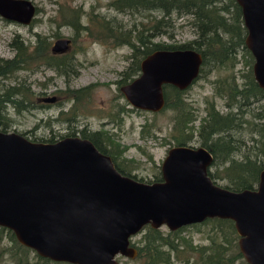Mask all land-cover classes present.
Returning a JSON list of instances; mask_svg holds the SVG:
<instances>
[{"label":"water","instance_id":"95a60500","mask_svg":"<svg viewBox=\"0 0 264 264\" xmlns=\"http://www.w3.org/2000/svg\"><path fill=\"white\" fill-rule=\"evenodd\" d=\"M236 2L253 76L264 90V0ZM36 9L32 0H0V17L22 25ZM68 46V38H59L52 51ZM201 64L192 49L155 50L120 92L131 107L160 112L164 85L187 89ZM212 161L203 146L175 145L160 165L162 180L149 183L121 174L88 139L36 142L0 130V226L51 261L122 264L119 257L136 256L130 240L145 225L174 231L207 218L230 219L241 254L250 264H264V169L255 188L234 191L209 177Z\"/></svg>","mask_w":264,"mask_h":264},{"label":"trees","instance_id":"16d2710c","mask_svg":"<svg viewBox=\"0 0 264 264\" xmlns=\"http://www.w3.org/2000/svg\"><path fill=\"white\" fill-rule=\"evenodd\" d=\"M106 8L122 18H114L91 9L84 14L86 20L83 22L79 8L60 6L58 11L61 13V26L71 28L72 41L85 33L94 41L110 47H129L131 61L120 74L122 79L119 83L124 84L140 73L141 60L155 50L192 49L199 52L202 64L194 81L215 71L217 76L212 81V97L204 98L205 116L196 133L189 131V124L194 121L196 111L184 97L189 87L185 90L170 84L163 87L165 105L160 112L171 111L169 134L174 141L173 146H190L192 142H196L197 146L205 147L213 157L208 175L216 184L223 181L224 187L234 191L255 188L259 174L264 169V90L258 86L253 76L254 59L245 46L247 31L236 0H110ZM182 19H186V22L179 23ZM185 25L192 28L194 37L176 42L177 29ZM17 37L14 36L11 42L14 56L10 59L0 58V79H7L18 71L35 72L41 67L52 68L66 78L67 83L78 76L79 66L74 55L69 52L52 53L51 42L47 37L37 34L32 44ZM163 37L171 42L162 41ZM156 38H160V41H156ZM239 53L248 56L246 72L236 70ZM239 77L242 78L241 82L237 80ZM93 86L65 89L66 98L72 103L68 110L71 116L67 119V126L69 123L77 124L76 105L89 96ZM33 95L30 86L23 82H16L3 89L0 93L1 131H8L4 115L8 105L18 112L41 106L37 104L38 101L33 100ZM216 98L224 100V111L217 108ZM114 106L117 107L116 111L109 115L110 121L117 124L122 120L121 114L129 110L118 103ZM64 113L66 112L61 110L54 121H61ZM19 134L28 138L23 133ZM75 134L74 130L68 135ZM96 136L100 139L99 143L92 136L84 137L99 151L108 155L121 174L137 179L127 165L118 162V156L123 150L114 148L110 135L99 131ZM57 140L59 139L53 136L46 141H31L52 143ZM161 180L159 171L153 180L146 182ZM201 224H210L209 232L206 233L207 244L196 246L190 240L181 238L180 232L185 227H197ZM136 236L130 241L137 254L128 259H140L141 264H173L174 261H183L185 264H235L238 257H241L236 243L237 234L230 219L207 218L201 223L183 226L174 231L168 230L166 233L160 228L145 225ZM5 237L14 244L15 252L9 251L5 244L0 253L12 254V264H47L51 261L37 255L36 262H31L28 258L31 249L21 245L11 230L0 226V246Z\"/></svg>","mask_w":264,"mask_h":264},{"label":"rangeland","instance_id":"374dc122","mask_svg":"<svg viewBox=\"0 0 264 264\" xmlns=\"http://www.w3.org/2000/svg\"><path fill=\"white\" fill-rule=\"evenodd\" d=\"M37 10L33 21L28 25H22L16 22L8 21L0 17V58L10 59L14 56L11 42L14 36L26 43L32 44L36 35L47 37L50 42L57 38H72L73 33L70 27L61 26V13L58 11L60 6L79 8L82 15V21L86 19L84 14L91 9L96 12L105 13L114 18H122L114 11L108 10L106 4L110 0H32ZM126 20V18H124ZM182 19L179 23H185ZM59 24V26H58ZM60 36V37H57ZM194 37L191 27L188 25L177 29L175 36L176 42H184ZM162 41L170 43L166 38ZM160 41V38H156ZM69 53L75 57V62L79 66L77 77L66 82V78L59 75L54 70L41 67L38 71H18L7 79H0V93L6 86L15 85L16 82H23L30 86L34 92L33 100L38 97H51L54 94L57 99L54 102H40L34 109L26 111H16L11 105H8L4 113L8 123V131L25 134L30 140L46 141L53 136L62 139L65 134L67 119L70 118L69 108L72 105L71 100L66 98L65 89L83 88L94 85L89 96L77 103L78 109L77 129L82 127L90 128L93 131L99 130L107 132L112 138L114 148L123 150L118 156V162L121 165H127L128 170L134 174L137 179L150 181L158 175L160 165L166 157L167 151L173 147L174 141L170 137L171 130V111L165 110L153 114L151 112L132 108L120 92L119 83L122 79L121 72L129 65L131 59V49L127 46L110 47L94 41L93 39L81 34L72 41ZM246 59L243 53L238 54L239 63L236 70L247 71ZM216 71L205 77L198 78L186 90L184 97L187 102L195 108L194 121L189 124V131L195 132L205 116L204 98H211L213 95L212 81L216 78ZM238 82L242 78L239 77ZM45 92V95L41 94ZM40 93V94H39ZM123 105L129 111L121 114V122L117 124L110 121V113L115 112L114 104ZM217 108L224 111V100L216 98ZM61 121L55 122L54 118L59 116ZM149 125H146V124ZM196 133V132H195ZM107 136V135H106ZM197 146L196 142L191 143ZM218 184L224 186L223 181ZM210 224H201L197 227L188 226L181 232V238L190 240L193 245L200 246L207 244V234ZM160 230L164 233L168 231L166 226H161ZM137 238V236H136ZM9 247V251L15 252V246L6 237L0 250ZM237 251L235 250V253ZM37 254L32 249L28 252V258L31 262H36ZM122 264H141L140 259L131 260L125 257H119ZM12 254L7 252L0 253V264H12ZM236 264H243L241 257H238ZM47 264H69L65 262L50 261ZM173 264H185L183 261H174Z\"/></svg>","mask_w":264,"mask_h":264},{"label":"flooded vegetation","instance_id":"af4514ba","mask_svg":"<svg viewBox=\"0 0 264 264\" xmlns=\"http://www.w3.org/2000/svg\"><path fill=\"white\" fill-rule=\"evenodd\" d=\"M6 20V19H5ZM57 39H59V38H57ZM56 39V40H57ZM69 39V46H68V49L71 47V44H72V40H71V38H68ZM56 40H54L53 42H51V46H50V50H51V52L52 53H54L53 51H52V46H53V44H54V42L56 41ZM66 50V51H64L63 53H66V52H69L70 50ZM63 53H55V54H63ZM44 69H50V70H53L52 68H50V67H43ZM78 89H80V88H78ZM41 94H43V95H45V92H41ZM53 96H51V97H45V96H43V97H38L37 98V101H40V102H48V101H51V102H54L56 99H57V97L54 95V94H52ZM123 96V95H122ZM53 98V99H52ZM73 101V100H72ZM127 102V101H126ZM128 103V102H127ZM129 105V104H128ZM133 108V107H132ZM76 131V134L75 135H68V134H70V133H72L73 131ZM81 130V131H80ZM97 132L99 133V130H96V131H93L92 129H90V128H86V127H82V128H80V129H77L76 128V126L74 125V124H70L69 123V126H67L66 125V128H65V136L63 137V138H65V137H80V138H83V139H87V138H85V137H90V136H92L93 137V139L95 138V139H97L98 140V143L100 142V139H99V137L98 136H96V134H97ZM85 137H84V136ZM91 138V137H90ZM95 141V140H94ZM96 142V141H95ZM236 231V230H235ZM237 234V233H236ZM238 241H239V235L237 234V237H236V243H237V247H238V250H239V245H238ZM240 251V250H239ZM241 253V252H240ZM241 258H242V260H243V264H250L249 262H248V260L246 259V257L244 256V255H242L241 254ZM236 264V263H235Z\"/></svg>","mask_w":264,"mask_h":264}]
</instances>
